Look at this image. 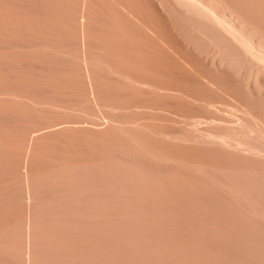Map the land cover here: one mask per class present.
Returning <instances> with one entry per match:
<instances>
[{
  "label": "bare ground",
  "instance_id": "obj_1",
  "mask_svg": "<svg viewBox=\"0 0 264 264\" xmlns=\"http://www.w3.org/2000/svg\"><path fill=\"white\" fill-rule=\"evenodd\" d=\"M149 1L192 53L130 42L128 105L97 98L92 80L94 109L115 114L69 140L94 143L90 161L34 169L47 161L29 135L0 264H264V0Z\"/></svg>",
  "mask_w": 264,
  "mask_h": 264
},
{
  "label": "rangeland",
  "instance_id": "obj_2",
  "mask_svg": "<svg viewBox=\"0 0 264 264\" xmlns=\"http://www.w3.org/2000/svg\"><path fill=\"white\" fill-rule=\"evenodd\" d=\"M155 8L149 0H0V230L7 228L9 222L13 224L23 213L16 197L19 195L16 183L29 135L38 154L47 161L46 166L36 165L34 169L90 161L99 153L95 144L69 140L79 132L91 138L100 128L94 124L99 112L112 116L115 114L110 109L112 104L130 103L129 85L124 86L126 80L122 76L136 71L124 53L129 43L136 41L147 53L152 51V44H157L159 57L163 55L164 60L168 56L171 59L192 53ZM83 14L86 25L80 21ZM163 43H167L166 47ZM84 44L89 54L92 53L90 58L97 62L94 66L98 70L93 65L87 69L78 59ZM113 50L117 53L113 54ZM94 70L99 71L96 77ZM98 79L100 83L95 84L98 89L101 87V92L95 91L96 95L92 80ZM91 91L100 99L108 100L111 94L110 106L105 104L101 110L96 106L95 110L90 102ZM124 115L127 119L140 116L130 111ZM52 216L48 214L47 218Z\"/></svg>",
  "mask_w": 264,
  "mask_h": 264
}]
</instances>
